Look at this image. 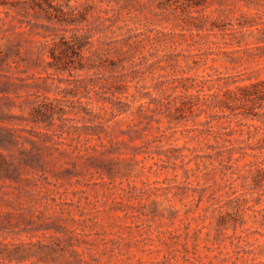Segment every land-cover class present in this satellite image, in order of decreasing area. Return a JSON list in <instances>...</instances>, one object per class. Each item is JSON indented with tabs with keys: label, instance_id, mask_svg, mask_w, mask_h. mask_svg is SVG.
Listing matches in <instances>:
<instances>
[{
	"label": "rangeland",
	"instance_id": "rangeland-1",
	"mask_svg": "<svg viewBox=\"0 0 264 264\" xmlns=\"http://www.w3.org/2000/svg\"><path fill=\"white\" fill-rule=\"evenodd\" d=\"M211 1L0 2V264H264V95H211L264 94V0Z\"/></svg>",
	"mask_w": 264,
	"mask_h": 264
},
{
	"label": "trees",
	"instance_id": "trees-1",
	"mask_svg": "<svg viewBox=\"0 0 264 264\" xmlns=\"http://www.w3.org/2000/svg\"><path fill=\"white\" fill-rule=\"evenodd\" d=\"M2 0H0L1 2ZM190 1V6L191 7H199V6H202V2L203 0H189ZM218 0H212L211 3H216ZM220 3L223 1V0H219ZM246 3L247 4H252L253 1H249V0H246ZM50 6L53 7V3H49ZM257 5V4H256ZM56 9V7H55ZM60 13H62V11L59 10ZM61 20V19H60ZM128 41V40H127ZM128 43V42H127ZM88 45H91V41H90V36H85V39L84 41H82V39H78L76 40V42L74 44H70V43H66V42H63L62 43V49H61V56L59 54H56L53 50H51V55H52V58H53V61L50 63V65L58 70L59 72H65V71H68V70H71L72 67L70 65V63H76L77 62V65L75 66V68H77L79 66V68L81 69H85V61L88 60L90 61V57L91 56H85V54H83V49L85 46H88ZM143 47V43L142 41L140 40H136L134 42V45L132 46L133 49H139ZM122 54L125 53V54H128L129 52L127 51H122L121 52ZM62 56L64 58H71L72 56L75 57V60L73 59H69V61H63L62 59ZM90 64V63H89ZM93 66V65H91ZM87 68V66H86ZM198 85H194V84H190V85H186L183 84L182 87L188 91L190 88H196ZM212 89V87L210 88ZM239 90L242 91V94H243V98L238 95V94H235V100L239 103H236V104H231L230 101H228V99L226 98V95L229 93L230 90H226L225 93L221 94L219 92H212L211 95L212 96H215V97H218L219 99L215 102V104L213 106H217L221 109H230L232 112H234V110L236 108H238L239 104L242 103L244 101V98H249L251 96H255V97H259V96H263L264 94L263 93H260L259 91H255V92H251V93H245L243 90H246V88L244 87H241L239 88ZM187 94V93H186ZM113 95V94H112ZM224 95V97L222 96ZM124 110V109H123ZM127 110V109H125Z\"/></svg>",
	"mask_w": 264,
	"mask_h": 264
}]
</instances>
